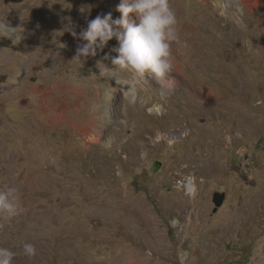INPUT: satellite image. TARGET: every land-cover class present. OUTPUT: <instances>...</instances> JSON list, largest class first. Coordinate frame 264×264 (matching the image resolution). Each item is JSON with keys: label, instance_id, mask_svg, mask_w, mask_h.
<instances>
[{"label": "rangeland", "instance_id": "rangeland-1", "mask_svg": "<svg viewBox=\"0 0 264 264\" xmlns=\"http://www.w3.org/2000/svg\"><path fill=\"white\" fill-rule=\"evenodd\" d=\"M119 2L0 0L22 37L0 38L15 54L0 51V190L19 199L0 247L12 264H264V0H169L177 85L147 83L145 105L116 83L108 51L82 62L65 31L118 18Z\"/></svg>", "mask_w": 264, "mask_h": 264}, {"label": "clouds", "instance_id": "clouds-1", "mask_svg": "<svg viewBox=\"0 0 264 264\" xmlns=\"http://www.w3.org/2000/svg\"><path fill=\"white\" fill-rule=\"evenodd\" d=\"M118 18L112 13L97 15L87 21V27L77 34L71 27V35L83 41L76 49L78 60L95 57L98 50L107 47L110 40L116 44L111 52V66L115 69L131 73L138 80L154 79L161 92L174 85L169 78L173 69L171 45L177 41L176 16L170 7L169 0H120L116 5ZM0 38L9 39L18 44L21 34L13 25L0 22ZM65 45L59 43V48ZM108 58V54H105ZM107 68V66H106ZM18 191L14 187L0 190V216L12 218L18 212ZM26 256H34L36 248L31 243L23 246ZM15 253L8 248L0 247V264H12Z\"/></svg>", "mask_w": 264, "mask_h": 264}, {"label": "bare ground", "instance_id": "bare-ground-1", "mask_svg": "<svg viewBox=\"0 0 264 264\" xmlns=\"http://www.w3.org/2000/svg\"><path fill=\"white\" fill-rule=\"evenodd\" d=\"M78 1V0H76ZM117 1H120V0H117ZM252 0H245V5L250 8L253 4V2H251ZM254 1V0H253ZM80 3V2H79ZM78 5V4H77ZM79 6V5H78ZM77 8V7H76ZM221 12V13H220ZM218 13H220L221 15L225 16L224 12L222 11H219ZM80 14V13H79ZM110 46H111V43H110ZM114 46V45H113ZM107 51L111 54V56H115L116 54H114V52H111V48H104L103 49V53ZM98 53H100L99 55H101V50H98L97 51ZM102 53V54H103ZM111 58V57H110ZM109 65L111 66V62H109ZM175 68L177 67V65H175ZM113 67V66H112ZM179 69V68H178ZM118 70V69H117ZM106 71H110L109 69H106ZM113 72V71H112ZM123 72V71H122ZM117 75V79L119 78V80L116 82L119 87H122V91L124 92L125 95H128L129 97V101L133 102L135 100H139V102L137 103H140L142 105H145L146 103H148L151 99H152V93H148L146 90H145V86H150L148 85L149 82H152L154 79L152 78H147L145 80H138L136 79L135 77H132L133 79L132 80H127L124 78V76L122 75V73L118 72L115 70L114 72V76ZM132 75V74H130ZM113 76V75H112ZM111 76V77H112ZM174 80V79H172ZM143 81V82H142ZM115 83V84H116ZM148 83V84H147ZM153 83L155 84V82L153 81ZM117 85V86H118ZM177 85V82L174 80V85L171 87L172 89L175 88V86ZM110 87V86H109ZM116 87H113V88H106V90L103 92V97H104V108L106 109V114L109 115V111L111 109V105H112V98L114 97V91ZM117 89V88H116ZM140 90H143V94H141V98H137L135 97L136 95V92L137 91H140ZM172 91V90H171ZM203 91L206 93L209 94V97L212 96L213 97V93L209 92L207 89H203ZM140 94V93H139ZM216 97V96H215ZM149 104V103H148ZM159 106V105H158ZM97 108H100L97 107ZM152 110V109H151ZM154 111L158 112V113H161V109L160 107H156L154 106L153 108ZM152 112V111H151Z\"/></svg>", "mask_w": 264, "mask_h": 264}, {"label": "water", "instance_id": "water-1", "mask_svg": "<svg viewBox=\"0 0 264 264\" xmlns=\"http://www.w3.org/2000/svg\"><path fill=\"white\" fill-rule=\"evenodd\" d=\"M8 1V0H5ZM14 1H20V0H14ZM164 163L161 160H154L151 164L150 171L151 173H157L159 172ZM225 198V193L223 191H215L212 194V202L214 204L213 211H216L217 208L222 204L223 200Z\"/></svg>", "mask_w": 264, "mask_h": 264}, {"label": "crops", "instance_id": "crops-1", "mask_svg": "<svg viewBox=\"0 0 264 264\" xmlns=\"http://www.w3.org/2000/svg\"><path fill=\"white\" fill-rule=\"evenodd\" d=\"M0 51H3V52H5V53H9V54H8V57H9V59H10V62H11L12 60H14L15 54H14V52H13L10 48L2 47V48H0ZM29 107H30V105H29Z\"/></svg>", "mask_w": 264, "mask_h": 264}]
</instances>
